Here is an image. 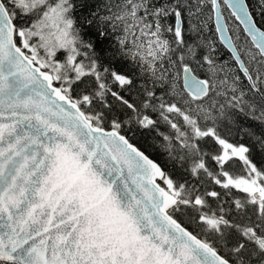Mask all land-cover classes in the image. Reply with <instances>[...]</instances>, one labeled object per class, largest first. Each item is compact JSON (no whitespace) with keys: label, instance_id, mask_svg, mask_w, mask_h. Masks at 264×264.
<instances>
[{"label":"snow or ice","instance_id":"6c2138e0","mask_svg":"<svg viewBox=\"0 0 264 264\" xmlns=\"http://www.w3.org/2000/svg\"><path fill=\"white\" fill-rule=\"evenodd\" d=\"M0 264H264V0H0Z\"/></svg>","mask_w":264,"mask_h":264}]
</instances>
